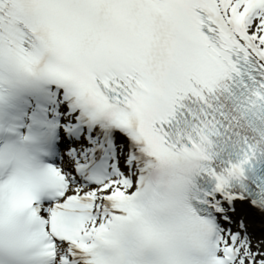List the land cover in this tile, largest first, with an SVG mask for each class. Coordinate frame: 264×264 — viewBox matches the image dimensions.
<instances>
[{"label":"snow or ice","instance_id":"snow-or-ice-1","mask_svg":"<svg viewBox=\"0 0 264 264\" xmlns=\"http://www.w3.org/2000/svg\"><path fill=\"white\" fill-rule=\"evenodd\" d=\"M0 264H264V0H0Z\"/></svg>","mask_w":264,"mask_h":264}]
</instances>
